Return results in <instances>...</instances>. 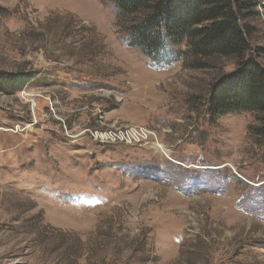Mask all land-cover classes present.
Listing matches in <instances>:
<instances>
[{
	"label": "rangeland",
	"instance_id": "rangeland-1",
	"mask_svg": "<svg viewBox=\"0 0 264 264\" xmlns=\"http://www.w3.org/2000/svg\"><path fill=\"white\" fill-rule=\"evenodd\" d=\"M122 24L112 0H0V74L27 80L0 92V264H264V115L192 105L239 69Z\"/></svg>",
	"mask_w": 264,
	"mask_h": 264
},
{
	"label": "trees",
	"instance_id": "trees-1",
	"mask_svg": "<svg viewBox=\"0 0 264 264\" xmlns=\"http://www.w3.org/2000/svg\"><path fill=\"white\" fill-rule=\"evenodd\" d=\"M112 1L123 19L122 29L129 32L128 44L142 48L153 58L163 62L166 44H184L181 53L194 69H207L219 62L225 67L221 60L232 61L230 64L239 69L221 75L203 100L193 102L198 110L201 103L205 104L212 122L242 111L264 115V64L259 60L262 50H252L256 31L249 22L262 0ZM135 18L140 22L134 23ZM24 79L21 75L0 74V92H16L22 81H27ZM253 129L257 137L264 138V120L261 127Z\"/></svg>",
	"mask_w": 264,
	"mask_h": 264
},
{
	"label": "bare ground",
	"instance_id": "bare-ground-1",
	"mask_svg": "<svg viewBox=\"0 0 264 264\" xmlns=\"http://www.w3.org/2000/svg\"><path fill=\"white\" fill-rule=\"evenodd\" d=\"M163 152H165V149L164 148H160Z\"/></svg>",
	"mask_w": 264,
	"mask_h": 264
}]
</instances>
